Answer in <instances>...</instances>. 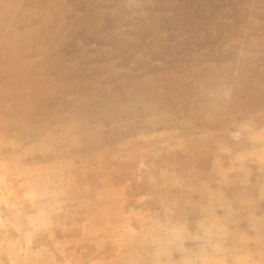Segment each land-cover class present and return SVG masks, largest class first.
Here are the masks:
<instances>
[{"label": "clouds", "instance_id": "1", "mask_svg": "<svg viewBox=\"0 0 264 264\" xmlns=\"http://www.w3.org/2000/svg\"><path fill=\"white\" fill-rule=\"evenodd\" d=\"M41 10L26 51H0V264H264V218L245 226L244 200L223 191L231 174L264 170V103L243 106L264 97V32L211 17L184 28L186 39L211 33L215 43L203 61L214 126L191 133L210 147L213 187L191 162L178 163L184 130L114 145L87 131L85 105L131 72L102 43L107 22L147 26L165 4L57 0ZM144 60L164 67L136 58Z\"/></svg>", "mask_w": 264, "mask_h": 264}, {"label": "rangeland", "instance_id": "2", "mask_svg": "<svg viewBox=\"0 0 264 264\" xmlns=\"http://www.w3.org/2000/svg\"><path fill=\"white\" fill-rule=\"evenodd\" d=\"M56 2L0 0V51L10 56L25 52L34 38L33 30L44 19L42 6ZM161 2L167 10L150 25L107 22L109 28L102 43L113 50L111 59L117 66L131 72L115 78L110 91L85 105L87 131L104 144L114 145L140 134L165 139L184 130L188 150L178 163L183 166L185 160L191 162L203 180L219 187V177L212 171L210 147L194 145L191 137L194 130L214 126L205 119V114L215 109L216 101L212 95L213 78L204 70L203 61L214 55L215 43L211 33L204 40L186 39L184 28L190 18L205 21L211 17L231 21L232 27L250 22L259 34L264 32V4L261 0ZM218 30L221 36L227 35L228 25L219 23ZM138 56L158 57L164 67L151 60L136 62ZM262 103L264 97L257 94L251 100L245 99L243 106L258 108ZM221 159L227 169L230 158L225 155ZM249 171L250 174H231V183L223 187L229 198L244 200L245 226L249 220L259 222L264 218V170L259 164H251Z\"/></svg>", "mask_w": 264, "mask_h": 264}]
</instances>
